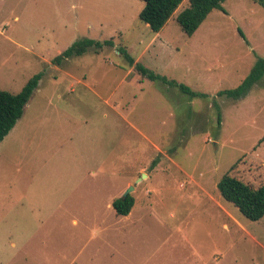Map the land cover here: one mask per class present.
<instances>
[{"label": "rangeland", "instance_id": "1", "mask_svg": "<svg viewBox=\"0 0 264 264\" xmlns=\"http://www.w3.org/2000/svg\"><path fill=\"white\" fill-rule=\"evenodd\" d=\"M187 6L154 33L139 0H0V89L41 74L0 142V264H264V217L217 190L232 168L264 185V77L244 98L216 95L264 59V9L226 0L187 37ZM83 39L112 45L52 63Z\"/></svg>", "mask_w": 264, "mask_h": 264}, {"label": "trees", "instance_id": "2", "mask_svg": "<svg viewBox=\"0 0 264 264\" xmlns=\"http://www.w3.org/2000/svg\"><path fill=\"white\" fill-rule=\"evenodd\" d=\"M144 4L140 11L139 20L147 25L154 33H158L174 15L175 11L184 0H139ZM188 6L182 9L175 20L182 32L191 37L204 22L207 16L214 10L225 12L222 4L226 0H187ZM264 9V0H253ZM105 45H112V41H94L83 39L72 44L66 51L54 58L52 63L59 65L62 60L79 57L93 50L101 49ZM130 64L136 69L141 77L152 82H161L169 87L178 89L187 95L189 100L194 98L207 99L204 94L196 93L189 87L174 80H167L165 77L154 74L139 63L129 59ZM264 77V59L256 61L249 75L235 89L220 91L216 95L229 99L244 98L252 87ZM41 74L31 77L17 94H12L0 89V142L15 126L21 118L23 109L28 103L33 92L38 87ZM220 116L218 117V124ZM233 169V168H232ZM232 169L226 172L217 183V190L220 196L227 202L233 204L238 211L248 220L256 222L264 217V185L254 189L235 178ZM134 206V198L127 195L124 199L117 198L111 208L117 216H128Z\"/></svg>", "mask_w": 264, "mask_h": 264}, {"label": "water", "instance_id": "3", "mask_svg": "<svg viewBox=\"0 0 264 264\" xmlns=\"http://www.w3.org/2000/svg\"><path fill=\"white\" fill-rule=\"evenodd\" d=\"M133 190V187H130L128 190H126L123 195L121 196L122 199H124L127 195H130V192Z\"/></svg>", "mask_w": 264, "mask_h": 264}, {"label": "crops", "instance_id": "4", "mask_svg": "<svg viewBox=\"0 0 264 264\" xmlns=\"http://www.w3.org/2000/svg\"><path fill=\"white\" fill-rule=\"evenodd\" d=\"M177 14H178V13H177ZM177 14H176V16H177ZM176 16H175V18H176ZM158 33H159V32H158ZM147 48H148V47H147ZM147 48H146V49H147Z\"/></svg>", "mask_w": 264, "mask_h": 264}]
</instances>
